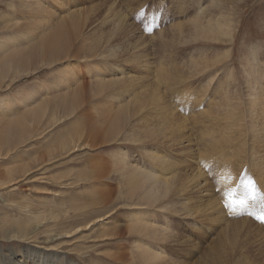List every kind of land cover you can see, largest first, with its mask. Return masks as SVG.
<instances>
[{
	"label": "rangeland",
	"instance_id": "obj_1",
	"mask_svg": "<svg viewBox=\"0 0 264 264\" xmlns=\"http://www.w3.org/2000/svg\"><path fill=\"white\" fill-rule=\"evenodd\" d=\"M218 8L236 9L231 35L221 22L197 32L200 11ZM60 25L61 60L28 72L12 63ZM247 71L264 78V0H0V235L20 236L0 237V264L26 251L34 264H264V227L250 207L225 206L249 179L264 193ZM174 113L186 123L172 125ZM161 162L170 189L147 205V182L126 172L154 175Z\"/></svg>",
	"mask_w": 264,
	"mask_h": 264
},
{
	"label": "bare ground",
	"instance_id": "obj_2",
	"mask_svg": "<svg viewBox=\"0 0 264 264\" xmlns=\"http://www.w3.org/2000/svg\"><path fill=\"white\" fill-rule=\"evenodd\" d=\"M29 5V4H28ZM39 9L41 10L42 8L39 6ZM236 12V9H230V8H218V9H215L213 11V14H216L218 15L217 18H214L213 15H211L210 13H206V12H201L199 13L197 20H198V25L195 26V30L198 32V31H202L204 33H206L207 35H213L214 34V28H216V26H220V22H221V25L225 28H228V32H230L229 34L231 35V31L233 29V22H234V14ZM205 19V21L203 19ZM61 24V23H60ZM61 26V25H60ZM62 32H64L65 34L68 35V32L67 30L65 29V26L62 25L59 29H57L53 34H51L50 38H48L47 40L41 42V43H38V44H35L33 45L32 47H30L29 51L25 54V55H22V56H19V57H14L12 58V63L16 66H18L19 68L21 69H24L26 70L25 72H28L29 69H35L39 66V64L43 61L46 65H49V63H52V62H55V61H59L62 59V57L59 55L60 54V50H64L66 49L67 47L65 46V42H66V38L63 36ZM88 51H91V50H88ZM59 52V54L57 55V53ZM65 55V54H64ZM46 59H48L49 61H46ZM44 64V65H45ZM28 69V70H27ZM16 70V69H14ZM17 71V70H16ZM261 76V74L259 75ZM257 75H251L250 72H246V75L244 77H246L245 79H247V77H249V80L247 82V80H245V82L247 83H251V84H256V86H253L252 87V91H250V94L248 93L249 95V106H250V111H251V118L253 119L254 122H256L255 124H252V130L253 131H258L259 133H262V131L264 132V87H263V80L264 78L261 76L259 77ZM232 77V76H231ZM228 79L227 81V84H226V88L224 90V95H225V98H226V105H231L228 103V98L226 97L227 95H230L231 91L230 89H233V86L235 87V82H234V78L231 79ZM233 80V81H232ZM226 81V80H225ZM209 82V81H208ZM212 82V81H211ZM237 83V82H236ZM224 86V85H223ZM210 87V86H209ZM214 87V86H213ZM236 89V88H234ZM237 90V89H236ZM235 90V91H236ZM246 90V89H245ZM46 92V91H45ZM173 92V91H172ZM75 96L76 95H73L72 97L75 99ZM188 97V96H187ZM197 100V99H196ZM8 102V101H7ZM75 103V101L73 102V104ZM187 104V103H186ZM194 104V103H192ZM6 106V105H5ZM197 106V105H195ZM193 107V106H191ZM227 108V107H226ZM225 108V109H226ZM233 108H235V106H233ZM223 109V108H222ZM223 109V110H225ZM14 110V109H13ZM170 110L171 112H173V110L171 109L170 107ZM191 110V109H190ZM229 110V109H227ZM189 112V111H188ZM232 112V111H231ZM215 113H218V112H215ZM230 113V112H229ZM27 114L30 118V121H34L36 120L37 118H39L41 115L44 114V110H42L41 107L39 108H36V109H31V110H28L27 111ZM208 115V114H207ZM213 116H215L216 114H211ZM220 115V114H218ZM218 115L216 116L218 118ZM211 117V116H210ZM178 118L180 121H179V125L178 127H180L182 124H185V120L184 118L181 117V115L179 113H174V114H170V123L172 125H174V122H175V119ZM215 119V117H214ZM213 119V120H214ZM125 120L121 119L118 121V116L117 118L115 119V122L111 124L110 126V130L109 132L106 133L105 137L106 138H111L113 137V134L115 133H118L121 128H122V125H118L120 122H123ZM232 121V120H231ZM199 121L195 120L194 123H197ZM212 122V121H211ZM230 122V121H229ZM12 123V122H11ZM10 123V124H11ZM234 124V123H233ZM236 124V123H235ZM11 126V127H10ZM9 126V129L11 131V133H13V131H16L17 130V127L14 126V125H10ZM227 126V125H224V127ZM229 126V124H228ZM223 127V128H224ZM230 128L233 127V125L229 126ZM246 127V126H244ZM248 127V126H247ZM12 128V129H11ZM134 128H135V125H134ZM228 127L225 128V130L227 129ZM196 129V128H195ZM234 129V128H232ZM249 129V128H248ZM13 130V131H12ZM210 130V129H209ZM223 130V129H222ZM228 130V129H227ZM238 130V129H237ZM236 130V131H237ZM242 130V129H240ZM246 130V129H244ZM205 131V130H204ZM248 131V130H247ZM113 132V133H112ZM239 132V131H238ZM242 132V131H241ZM246 132V131H245ZM203 133V132H202ZM233 134V133H232ZM242 134V133H240ZM239 134V135H240ZM246 134V133H245ZM257 134V133H256ZM185 135L181 129L178 130V136H183ZM234 135V134H233ZM258 135V134H257ZM176 134H174L172 136V138L174 137H178ZM225 136V135H224ZM244 136V135H243ZM137 137H140V135H138ZM230 137V136H229ZM229 137L227 139H229ZM257 139V138H256ZM253 140V139H252ZM228 141V140H227ZM205 142V141H204ZM211 142V141H210ZM246 144V143H245ZM75 145V144H74ZM212 147V146H211ZM228 147V146H227ZM264 148V147H263ZM245 149V148H244ZM263 150V149H262ZM246 151V150H245ZM251 151V149L249 150ZM261 152V151H260ZM251 153V152H250ZM225 154V153H224ZM253 154V153H252ZM247 156V155H246ZM162 158V157H161ZM164 159V157H163ZM250 159V158H249ZM264 159V158H263ZM153 160H157V158L153 159ZM259 160V159H258ZM259 162V161H258ZM257 162V163H258ZM122 163H126L125 160L121 161V164ZM171 165L170 162H161V166L156 170L154 171L155 174H158V175H152L150 173H147L146 171L140 169L137 167V165H130V169L126 172L131 179H133L135 181L136 184H139V181L142 179L143 182H147L148 184V191H145L144 193V196L145 197H149V200L146 201L147 205L149 203V205H153L154 203H159L160 201H162L163 199V194L161 191V189H165V191H169L168 189H170V178H164L162 180V183H160V181L158 182V179L161 178V176H163L162 172H166L168 169H169V166ZM244 166V165H243ZM251 168V167H250ZM253 169V168H252ZM31 170V169H29ZM26 171V173H28V171ZM239 170V169H238ZM151 171V170H149ZM240 171V170H239ZM246 172V171H245ZM253 172V171H252ZM255 172H257L255 170ZM225 173V171H224ZM223 173V170L222 172H220V174L224 175ZM233 173V172H232ZM260 173V172H259ZM264 174V173H263ZM226 175V174H225ZM224 175V176H225ZM259 175V174H258ZM24 176V175H23ZM224 176H222V178H224ZM257 176V175H256ZM227 178V177H225ZM131 179H129V184L132 186L133 183L131 181ZM228 179V178H227ZM229 180V179H228ZM263 181H261V186L264 187V179L262 177ZM227 181V180H226ZM225 181V182H226ZM243 181V180H242ZM231 182H232V179H231ZM236 182V181H235ZM259 182V181H258ZM230 183V182H229ZM242 183V182H241ZM225 184H228V183H225ZM231 184V183H230ZM229 185V184H228ZM226 185L227 187H230ZM260 186V185H259ZM155 188H157L158 190H155ZM263 189V188H262ZM180 190H174L172 193L174 194L175 192H178ZM226 191V190H225ZM263 192V191H262ZM158 198L159 201H157V199H154V198ZM167 197V196H166ZM165 198V197H164ZM145 203V204H146ZM218 210V209H217ZM206 211V210H205ZM222 214H224V212H220ZM234 214V213H233ZM211 215V214H210ZM237 215V214H236ZM136 221H132L133 223H130V226H131V229H136L138 230V224L139 221L137 219H135ZM216 220V219H215ZM239 221H242V224H244V221L243 220H239ZM252 222V221H251ZM232 224V227L234 225V223H230ZM249 224H253V223H249ZM248 225V223L246 224ZM253 226H255L253 224ZM23 232V233H26L25 231V228L21 227V225H19V227H15V232L19 233V232ZM262 231V230H261ZM8 233V234H7ZM11 234V236H9ZM166 233H162L161 237L163 239V236L165 235ZM146 235V234H145ZM0 237H3V238H6V239H9V238H16V237H20L19 235L15 234V235H12L11 231H7L6 233H4L3 235H0ZM158 239V238H157ZM161 240V239H159ZM141 251L140 252L141 254H145V253H148V252H145V250H143V248H141ZM157 251V250H156ZM159 251V250H158ZM159 253V252H158ZM22 254V252H21ZM35 253H29V252H24V257L20 258V259H16L14 256L11 258V261L9 264H31V262L34 264L36 262L35 260ZM56 257V255H53L52 256H49V260H53L54 258ZM124 256L122 255V258ZM49 260H45V263H47ZM145 264H151V258H149L147 260V263Z\"/></svg>",
	"mask_w": 264,
	"mask_h": 264
},
{
	"label": "snow or ice",
	"instance_id": "obj_3",
	"mask_svg": "<svg viewBox=\"0 0 264 264\" xmlns=\"http://www.w3.org/2000/svg\"><path fill=\"white\" fill-rule=\"evenodd\" d=\"M247 186L250 189H253V191H250L249 194L245 198H242L239 200L234 198V196H235L234 190H229V191L225 192V196L231 195V198H232L231 202H229L228 200H225V206L229 209L230 212H238V211L244 210L246 208V205H247V200L255 198V192H254L255 186H254L253 181L251 179H249L247 181ZM250 215H252V214L250 213ZM256 218L259 221L264 222V213H261Z\"/></svg>",
	"mask_w": 264,
	"mask_h": 264
}]
</instances>
